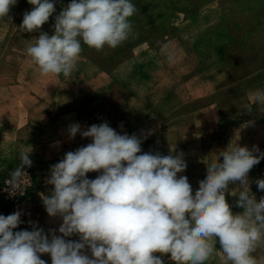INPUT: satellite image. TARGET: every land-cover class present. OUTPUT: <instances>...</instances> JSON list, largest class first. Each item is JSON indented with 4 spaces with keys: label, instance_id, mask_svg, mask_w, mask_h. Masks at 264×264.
I'll list each match as a JSON object with an SVG mask.
<instances>
[{
    "label": "clouds",
    "instance_id": "clouds-1",
    "mask_svg": "<svg viewBox=\"0 0 264 264\" xmlns=\"http://www.w3.org/2000/svg\"><path fill=\"white\" fill-rule=\"evenodd\" d=\"M27 2L32 8L23 14L20 29L40 33L26 55L42 76H70L82 45L115 49L134 36L130 18L138 9L132 0H70L55 15L52 35L41 28L56 11L54 0ZM16 3L0 0V18ZM166 54L169 61L175 55ZM252 95L264 104V89ZM246 111L252 112L251 104ZM77 134L91 143L51 166L46 182L53 189L42 196L47 214L62 223L47 233L38 227L14 231L21 212L0 215V264H47L43 254L50 255L51 264H164L163 254L176 264H205L217 241L224 264H259L253 254L264 238V196L257 202L248 179L264 159L258 147L236 143L220 151L193 194L187 176H178L187 168L182 152H143L141 137L118 133L108 122L70 125L69 138ZM20 161L12 173L14 186L32 164L29 152L21 153ZM92 172L98 173L95 179L87 177ZM237 182L235 206L243 211L234 214L226 193ZM255 183L264 191V179ZM72 236L78 240L66 239Z\"/></svg>",
    "mask_w": 264,
    "mask_h": 264
},
{
    "label": "crops",
    "instance_id": "crops-1",
    "mask_svg": "<svg viewBox=\"0 0 264 264\" xmlns=\"http://www.w3.org/2000/svg\"><path fill=\"white\" fill-rule=\"evenodd\" d=\"M192 38L179 30L154 45L142 43L112 69L95 59H78L77 69L67 77L42 76L26 55L29 46L23 47V62L6 64L9 79L1 84L7 95L0 99V132L10 137L11 165L21 163V155L16 152L22 149L29 152L31 167L38 169L40 201L32 208L38 209L39 218L34 220L32 214L31 228H43L47 233L62 223L60 217L47 214L42 196L50 195L53 189L46 182L51 166L67 152L91 143L90 138L79 134L69 138V126L75 123L86 128L108 122L118 133L141 137L143 152H182L187 168L178 176H187L193 194L198 182L206 178L207 166L230 144L249 149L256 146L264 152V104H256L252 95L264 89V75L229 89L216 65L204 58L201 45ZM166 52L175 54L171 61ZM250 104L252 112L248 113L246 106ZM97 175L92 172L87 177L95 179ZM248 179L259 202L264 191L258 190L255 181L264 179V159L250 170ZM237 187L238 182L230 184L226 193L234 214L243 211L235 206ZM56 234L61 235L58 231ZM253 255L264 264V238L257 242ZM41 259L51 264L50 255L43 254ZM163 260L164 264H176L169 254H163ZM205 264H224L218 241Z\"/></svg>",
    "mask_w": 264,
    "mask_h": 264
},
{
    "label": "rangeland",
    "instance_id": "rangeland-1",
    "mask_svg": "<svg viewBox=\"0 0 264 264\" xmlns=\"http://www.w3.org/2000/svg\"><path fill=\"white\" fill-rule=\"evenodd\" d=\"M54 3L55 13L41 28V31L49 35L53 34L55 15L70 0H54ZM132 3L138 9L130 18L134 36L115 49L105 46L103 50L97 51L82 45L80 61L91 58L112 69L131 56L138 45H154L165 36L180 30L191 34L195 43L201 45L204 58L216 65L220 78L229 89L264 75V0H132ZM31 8L27 0H17L8 16L0 18L1 101L7 95L1 85L9 79L4 69L6 64L23 62V47L35 44V38L40 34L22 32L20 29L23 14ZM10 141L7 133L0 132V215H4L11 204L1 194L4 181L20 166L8 162L13 152L8 149ZM16 153L21 155L23 150H17ZM24 169H31L34 178L26 197L20 202L25 221L14 231L29 230L33 224V215L36 216L34 220L39 218L38 209L32 208V205L36 206L40 201L37 194L38 169L31 166ZM51 223L54 224V220Z\"/></svg>",
    "mask_w": 264,
    "mask_h": 264
},
{
    "label": "built area",
    "instance_id": "built-area-1",
    "mask_svg": "<svg viewBox=\"0 0 264 264\" xmlns=\"http://www.w3.org/2000/svg\"><path fill=\"white\" fill-rule=\"evenodd\" d=\"M24 171L25 172L23 173V175L19 177L18 180L15 182L16 186H14L13 177L12 175H10L5 179L3 189L1 190V194L11 201V204L4 215L7 216L15 211H20L22 221L20 225H22L25 221L22 211L20 209V202L26 197V192L31 186L34 178V174L31 169H24Z\"/></svg>",
    "mask_w": 264,
    "mask_h": 264
}]
</instances>
